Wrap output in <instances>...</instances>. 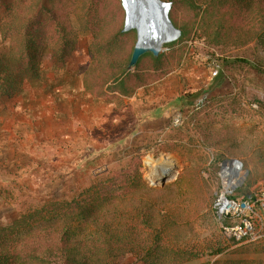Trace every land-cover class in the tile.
Wrapping results in <instances>:
<instances>
[{"label":"rangeland","instance_id":"rangeland-1","mask_svg":"<svg viewBox=\"0 0 264 264\" xmlns=\"http://www.w3.org/2000/svg\"><path fill=\"white\" fill-rule=\"evenodd\" d=\"M17 1L0 0V13ZM73 24L78 42L66 63L54 70L44 58L39 82L0 100V221L70 199L138 156L142 179L157 190V208L180 220L178 237L171 232L164 240L170 259L177 252L190 260L180 264L264 261V240L226 239L212 212L220 187L213 169L224 159L243 163L239 193L264 184V74L251 66L264 69V46L215 52L193 41L179 67L131 97L93 99L82 88L91 37ZM163 157L176 164L174 177L154 183L148 174ZM120 264L142 263L128 254Z\"/></svg>","mask_w":264,"mask_h":264},{"label":"trees","instance_id":"trees-1","mask_svg":"<svg viewBox=\"0 0 264 264\" xmlns=\"http://www.w3.org/2000/svg\"><path fill=\"white\" fill-rule=\"evenodd\" d=\"M161 1L170 3L168 18L180 35L158 55H141L133 67L137 34L124 30L120 0H82L80 6L65 0L6 3L0 13V38L6 44L0 53V100L39 82L44 58L54 70L66 63L78 42L73 21L91 37L82 88L93 99L131 97L179 67L193 41L215 52L264 46V0ZM251 66L264 74L259 65ZM238 191L237 196L244 194ZM156 192L142 179L140 157H132L128 166L97 178L70 199H51L7 224L0 221V264H120L128 254L142 264L188 262L182 253L169 258L164 240L171 232L178 237L180 220L157 208Z\"/></svg>","mask_w":264,"mask_h":264},{"label":"built area","instance_id":"built-area-1","mask_svg":"<svg viewBox=\"0 0 264 264\" xmlns=\"http://www.w3.org/2000/svg\"><path fill=\"white\" fill-rule=\"evenodd\" d=\"M245 176L241 160L224 159L218 170L220 187L212 208L226 239L236 243H257L264 240V184L237 196L236 191Z\"/></svg>","mask_w":264,"mask_h":264},{"label":"water","instance_id":"water-1","mask_svg":"<svg viewBox=\"0 0 264 264\" xmlns=\"http://www.w3.org/2000/svg\"><path fill=\"white\" fill-rule=\"evenodd\" d=\"M134 7L135 17L139 19L135 18V21H139L150 37L148 34L147 36L140 34L137 27L127 24L128 12L123 6L125 10L124 30L135 29L137 34L129 63L130 67H133L144 53L150 52L155 56L158 55L164 44L175 41L180 35V31L172 25L168 18L170 3L161 0H136Z\"/></svg>","mask_w":264,"mask_h":264},{"label":"bare ground","instance_id":"bare-ground-1","mask_svg":"<svg viewBox=\"0 0 264 264\" xmlns=\"http://www.w3.org/2000/svg\"><path fill=\"white\" fill-rule=\"evenodd\" d=\"M123 3V6L126 8L128 12V20L127 24L129 26L137 27L140 30V34L147 36V31L143 29V27L140 25L139 21L136 22V20H139L138 17H135V10H134V3L136 0H121ZM149 35V34H148ZM150 37V35H149ZM175 166L173 160H171L169 157H163L161 160V167L158 168V170L150 169V173L148 174V177L150 181L157 183L160 181H168L171 180L174 177L175 174Z\"/></svg>","mask_w":264,"mask_h":264}]
</instances>
